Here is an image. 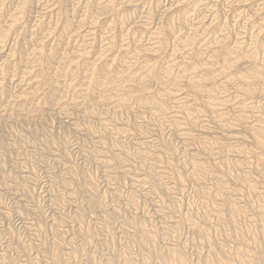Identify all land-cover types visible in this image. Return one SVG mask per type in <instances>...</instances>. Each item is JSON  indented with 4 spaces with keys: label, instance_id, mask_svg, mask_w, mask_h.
Wrapping results in <instances>:
<instances>
[{
    "label": "bare ground",
    "instance_id": "6f19581e",
    "mask_svg": "<svg viewBox=\"0 0 264 264\" xmlns=\"http://www.w3.org/2000/svg\"><path fill=\"white\" fill-rule=\"evenodd\" d=\"M14 1L18 3L16 12L14 13V15L10 17V19H8L9 21L7 20L8 21L6 22L7 24L0 27V116H1L2 110L3 111L5 110L4 114H6L7 112L10 115L13 114V117L15 116L14 112L23 111V113L26 112V115L28 114L29 117L32 115L33 116L32 118L37 119V116L40 117L42 114H44L46 109H47L46 111H49L48 109H52V110L59 109L58 111H60L61 114H64V113L68 114L69 111L72 110L75 113H79V114L81 113L80 115L83 114L84 115L83 117L87 116L85 118H88V116L90 118L93 115L99 116L100 117L99 124L101 126L105 125V126L112 127V129H114L115 133L118 135L122 133L124 134V133L133 132L132 135H134V137H138L136 138L137 141L135 145H137L136 147H138L139 150L143 151L141 152H142V155L144 156L143 159H145L144 162L147 159H152L156 162H159L160 164L161 163H164V165L165 163L166 165L168 164L167 166L173 171L172 179L174 180L175 182L174 184L176 185H183V186L185 185L184 175L181 172V170L176 169L177 167L175 166L176 164L174 165L173 163L174 161H169L167 159L169 158L172 160V157L175 156L174 154L177 149L176 150L172 149L170 147L171 145L169 146L168 144H166V142L165 144H161L162 145L161 148L156 147L155 145L152 144V142H148V141L144 142L143 138H144L145 133L148 130L146 131V127H142L139 124L138 125L130 124V122L128 121V123L126 122V124L125 123L123 124L125 127L120 128V129L116 128L113 125H109L110 123H107L108 118L105 120L104 117H101L103 114L111 113L112 109L110 111L109 107H113L115 108V110L119 109L125 112V115L129 110H132L134 107H137L138 111H140L141 113H146L150 115L152 117V120H154V122H157V123L160 122V124L168 123L169 125H171V127L173 126L175 128V131L180 132L183 136H185V138L186 136L190 137V139L194 141V142L192 141L193 145L196 144L199 147L197 148L198 153L203 152V155L204 156L206 155L209 158H211L212 155L214 156L215 153L213 152V150L215 151L217 150L219 152L223 150H226V151L228 150L233 153H236L238 157L237 159L236 158L232 159L230 157L232 155H230L229 156L230 158L228 157L227 159L226 158L224 160L222 159L221 162L218 161L219 164L217 163V161L215 162L214 160L216 159L215 157L214 159L212 158V160H214V162L217 165L214 167L218 168L217 169L218 174L215 175L216 178H218L216 180L223 182L222 180L223 179L225 180L227 177V179H230V181H233L229 183H232L234 186V188L232 187V191L234 194L236 193V195H238L240 193L239 195H241L244 199H247L249 194L246 195V192L244 191L243 188H248L251 190V192L256 191V190H259L260 192L262 190L260 192L261 196H258L259 199H261L262 204L259 207L254 208V212L256 211L258 212V216L254 215L255 214L254 213L253 215L256 216L257 218L252 219L254 220L252 222L253 227L249 228V226H247V229L248 228L252 229L251 232L253 233L251 234L249 230H246L244 232V234L246 235H249L247 233L250 232V234L253 236L252 237L249 236L250 238L246 240L247 237L245 239V238H242L243 236L241 235L242 237L241 236L239 237V239L241 238L240 239L241 246H238V247L235 246L234 249L232 247H231L232 249H229L227 246L226 248L227 251H226L225 246H222L220 244L221 247H223L225 251L227 252L225 254L224 252L219 251L221 247L219 248V250L216 249L217 252H215L216 250L214 251L213 249L215 247L218 248V246L214 244L216 246L213 247V249L212 247L210 248L212 250L209 251V254H208L209 256L207 260L205 261L202 259L200 260V257H199L200 261L199 260L195 261L192 258L191 254L190 253L188 254L186 252L185 247H183L184 245L182 246L177 245L174 248H168V247L160 248L158 246V241L160 240L157 239L158 237L157 236L158 234L156 233L157 231L156 232L153 231V229L151 228V226L148 224L147 221H143L142 219L141 221L140 219L139 221L135 220L133 221L134 227H135V224L136 225L138 224V227L140 225L142 230L143 229L145 230L146 233H143L144 236L143 234L140 233L143 237V240L145 239V241L143 242H147V244L145 245L144 243L143 246L145 245L144 247L148 249V252H151L153 254L154 253L158 254V257H159L158 259H160L159 260L160 263L158 262V264H203L201 263L202 261L206 262V264H264V56H263L264 55V43H263V39H264V0H261L262 2L260 1V3L258 2L259 0H239L240 1L239 4H237V2L235 4L233 3L236 7L232 5V8L234 9L237 8L238 6L240 7L242 4V5H245L244 7H248L250 8V10L251 9L253 10V11L251 10L253 12L252 13L253 15L251 14L252 16L247 14V16L250 19V23H252L251 25H253L252 28L253 30H255V35H254L255 38L253 37L254 38L253 40L250 39L251 41L254 42V44L253 43L250 44V42H248L250 45L244 42L245 39L242 41L237 40L236 42H234L231 39L232 35L228 31L231 32V29L235 25L234 24L235 22H229V21L225 22L224 21L226 23V25L224 26V29L223 30L218 29L219 28L218 24L220 23L219 21H220V16H221L218 13L217 14L215 13L212 21L204 22V19L202 18L201 20L198 19L197 21L195 20L196 21L195 23H192V19L190 20L191 15L188 16V14L190 12L196 13L195 11L198 9V7L204 4L205 0H178L175 3L177 6L175 4H174L175 7H173L174 5H171V6L169 5L170 7L167 6L165 8L166 12L170 13L172 10L171 8H176V7H177L176 8L177 11L174 12V9H173L174 13L169 14V16H167L165 20L161 21V23L158 24V26H156L157 28L152 27V24H153L152 14L149 17H147L148 20L146 22L137 21V18L139 19V16H137V13H136L138 9V8L136 9V6L137 4L139 5L141 0H100L102 1V2L98 1L100 2L99 4L100 10L97 9L98 12L101 11L100 14L94 11L95 10L94 6L96 5V1L95 2L92 0L85 1V4L82 7L84 10V13L86 15L87 14L91 15L94 12L96 13V16L94 17L95 19L93 18L94 20L92 19V17L91 18L88 17L92 19L93 21H95L93 24L97 25V22L101 20L99 16L108 15L109 16V17L107 16L109 19L108 27H106L108 29L106 30H108L109 32L106 31V33L108 32V33H111L112 35V32H114L115 34L117 32L118 27H121L123 30H125V32L127 31L124 37V40L122 41L123 43L119 44L120 45L119 49H117V44L115 43L116 41L115 35L114 37L108 38L109 43L107 42L105 43V45H102V47L97 48V46L95 45V40H96L95 33L93 31L91 30L85 31L83 34L80 30L81 29L80 26H79V29L74 30L73 26L75 25H73L72 20L75 21L74 17L76 16L75 12L77 11L74 12V11L68 10L65 7V4L61 0H57L58 6L56 9H54L52 12L49 11L51 12L50 21L46 22L43 19L39 18V20L36 21V24L34 26L32 24L33 26L32 28L24 24V17L26 15L28 7L31 4V0H14ZM161 4H162L161 0H153L152 5L151 4L150 5L151 7L159 8L161 7ZM74 5H73V8H74ZM131 7H133L132 10L129 9ZM244 7H240V8L244 9ZM96 8H98V6H96ZM41 17L43 18V16ZM143 17L144 16H142L141 18ZM83 20L84 19H82V21ZM103 20H106V19H103ZM82 21L80 24H82ZM132 29H135V32L132 31ZM78 30H80V32H78ZM21 32L25 33L24 35H30L31 36L30 39L32 38V40H30L31 44L33 43V49L31 48L32 51L30 53L25 52V54H22V55H20L19 52L16 51L18 47H16L17 45L14 43L17 41V38L16 40H14L15 42L12 43L11 45V42L13 41L12 36L13 35L15 36L16 34H18V37H19L21 36L20 34ZM244 32L245 31H243V33ZM71 34H75V36H77L78 34V36L83 39V40H80V39L79 40L83 42L77 41V43H83L84 45L73 44V43H76L75 42L76 40H74V37H73L74 35L71 36ZM36 35H40V37L37 38ZM206 35H208V37L210 36V38L208 39V37H206L208 39L207 40L208 42L204 41L206 43H203L202 42L203 37H205ZM53 36L57 37V39H59L60 42L63 39L64 40L66 39L67 44H70L71 46V47L69 46L70 48L68 49L69 51L65 48L68 52L66 53L64 52L65 54L63 53L64 55H61L63 56L62 58L61 57L59 58V50L56 49L57 46L55 48L54 46H51L52 48H50L48 45L49 43L47 42V40H49L50 37H53ZM72 38L74 41V42L72 41L73 43L70 42ZM27 41L28 43H30L29 39ZM27 41L26 40L24 41L26 45H27ZM147 41L150 43H148ZM171 41L172 42L174 41L176 45L173 44L174 46L171 47V49H169ZM137 42H140L139 46H137L138 44L136 45ZM23 45L25 46V44ZM133 45H134V48H133ZM18 50H21V49H18ZM17 52L20 55L19 57H17V54H16ZM20 67H22L21 73H19ZM10 73H11V76L12 75L14 76V78L15 77L16 78L20 77V78L17 79V83H15V89L13 91H10L9 89V92H8L7 91L8 89L6 90L2 86L6 84L7 79L9 80L8 77L10 76ZM9 81L11 82L10 85H12V81L11 80ZM16 89L19 91H17ZM8 99H11L10 103H6ZM5 106L6 108H4ZM8 113H7V116L9 115ZM69 116L71 115L69 114ZM69 116L67 115V117ZM2 117H3V114L0 118ZM71 117H74V115ZM109 119L112 120L111 118ZM112 122L114 121L112 120ZM92 124H95V123L92 122ZM94 128H96V126ZM103 131L96 132L97 135H95L97 136L99 140L98 144H100L101 147L105 149L107 152V153L102 152V155L100 154L101 155L100 157L103 158L101 159L102 164L104 163L106 165H109L110 159L111 161H113V159L114 161L116 160L117 164L118 163L122 164V159H120L119 157H118L119 159L117 158V156L119 155H116V154L113 155L112 150H115V147H124L126 145V141L125 140L118 141V138H117L116 140L109 142L108 140L110 139L106 137V134ZM90 132H93L92 128L90 129ZM224 140L226 141L233 140V142L234 140H237L238 145L236 144L235 146L234 145L232 146L233 143L228 144V143H225ZM61 146L59 145V148ZM62 152H65L63 153L62 156H65L66 159L68 158L71 160L70 151L62 150ZM97 154L99 153L97 152ZM107 154L108 155L111 154V156H106ZM191 157H195V160L193 159L195 163L190 158V160L194 164V168H193L194 171L197 173L199 172L198 174H203V172L202 173L200 172L207 165L204 166V163L200 161L201 157L199 158L198 154L193 155ZM104 159H107L108 161L107 160L104 161ZM227 166L234 169L233 171L235 173L234 174L227 173V171L225 170ZM182 167L184 166L182 165ZM71 169L73 171L74 168L71 167L70 170ZM191 172L194 173L193 170ZM228 172H230V170ZM197 173L195 174L196 176L198 175ZM88 174L86 172V175H83V176H86L85 177L86 181L88 180L87 181L88 189L92 190L91 192L93 191L96 192L98 187L96 188L95 184H97V182L96 183L94 182L93 180L94 178H92L93 177L92 175L87 176ZM222 175H225L223 179H222ZM248 179H250V181ZM226 181H229V180H226ZM138 182L141 184H145V183L147 184L148 183L147 177H139ZM217 182L215 183L216 185H217ZM171 189L172 188L167 187L166 190L171 191ZM158 191L156 190L155 193L156 192L159 193L161 190L159 192ZM216 192H217L216 196H218V190ZM203 193H206V192H203ZM179 195H182V194H179ZM97 197L98 195L95 198ZM249 199L250 198L248 197V200H247L248 202H250ZM160 200H161L159 201L160 203L164 201L162 197H160ZM234 204H237V203H234ZM231 207H232V212H231L232 214L233 212L235 214H238L239 212L240 214V209L237 205L232 204ZM252 207L250 208L251 213L253 211ZM177 212L179 211L177 210ZM248 215L246 216L247 218H248ZM234 216H239V215H234ZM240 216L242 217L241 214ZM246 217L244 216V220L246 219ZM182 220L183 219L181 218V220H177V221L181 222ZM184 221H187L188 223V220H184ZM180 222H179V226L177 223L178 228L180 227ZM128 223H130V220ZM190 223L192 222L190 221ZM245 223L248 224L249 222H245ZM130 224H131L130 227H133L132 221ZM249 225H251V223H249ZM242 230L244 231V229ZM200 232L202 233L199 236L202 237L203 241H201L202 242L201 244H203V247H204V244L206 243L208 245L215 243L214 236H213L214 234L212 233L211 229H208V230L205 229ZM219 232L221 233V231ZM220 233H219V238L222 237ZM222 233H223V236L225 237L224 232ZM49 235H47V237ZM113 237L114 235L112 236V239H114ZM211 239L213 243H211ZM235 239L233 241H235ZM138 240H139L138 242L141 241L140 239ZM161 240H164V239H161ZM106 241L108 240L106 239ZM216 243L218 244V241ZM201 244L200 246H202ZM20 247H22L21 244H20ZM24 247L27 251L29 250L28 248L29 246L28 247L24 246ZM54 250L48 251L47 253L49 254L48 256L50 257L53 264H68V262L65 263L66 262L64 258L65 256H63L62 253L60 255L59 253L56 252V250L55 251ZM29 252H31V249L29 250ZM69 253L70 254H67V255L71 258H74L73 252L72 253L69 252ZM122 253L123 252H121V254ZM121 254L120 256H123ZM91 257H93L94 259V256H91ZM124 257L125 256H123V258ZM126 258H124V261L126 260ZM146 258L149 259L150 257H146ZM151 258H152V255H151ZM0 259L2 260V262L3 260H5L3 256H0ZM107 259L108 258H106L105 260ZM111 259L113 261L112 257ZM121 259H122L121 257H120V260L118 259L119 263ZM115 260L113 261L114 263H115ZM130 260L129 262L132 264L133 262L132 260L131 261ZM145 260H143V263L147 264L145 263L147 262V260L146 261ZM98 262L99 261H96L94 264H114L111 262L110 259L105 261V263H103L102 261L100 263ZM125 264H128V263H125Z\"/></svg>",
    "mask_w": 264,
    "mask_h": 264
},
{
    "label": "rangeland",
    "instance_id": "374dc122",
    "mask_svg": "<svg viewBox=\"0 0 264 264\" xmlns=\"http://www.w3.org/2000/svg\"><path fill=\"white\" fill-rule=\"evenodd\" d=\"M55 1L57 2V4ZM61 1L65 4V7L68 10H71L74 12L77 11V12H75V15H76L74 17L75 21L72 20L73 25H75V26H73L74 30L79 29V26H80V28H81L80 30L83 34L85 31H89V30L93 31L95 33V39H96L95 45L97 46V48H100V47H102V45H105V43H107L109 41L108 38L114 37V35H115L116 41L115 40L114 41L117 44V49H119V46H120L119 44L123 43L122 41L124 40V37H125L127 31L125 32V30H123L121 27H118L117 32L115 31L117 34L116 33L114 34V32H112V35H111V33H108L109 31L106 30V29H108V28H106V27H108V20H109L108 15H106V16L105 15H101V16L97 15V16H99V18H101V20H99L97 22V25L93 24L95 22V21H93L95 19L94 17L96 16V13L94 11H96L99 14L101 13V11L98 12V10H100L99 4L102 1L92 0L94 2L96 1V5L94 6L95 10L93 11L95 14L92 13L93 15L92 14L86 15L84 13V10L82 7L85 4V1H87V0H61ZM98 1H100V2H98ZM161 1H162L161 7L154 8V7H151L153 0H141L139 5L137 4V6H136V9L138 8L136 13H137V16H139V19L137 18V21L146 22L148 20L147 17H149L152 14L153 15L152 27L157 28L156 26H158V24H160L161 21L165 20L167 18V16H169V14L177 11V9H176L177 7L171 8L172 9L171 12L168 13L165 11V8L169 5L170 6L174 5L178 0H171V1L170 0H161ZM260 1L261 0H259L258 2L260 3ZM73 2L75 3V5ZM236 2H237V4L240 3L239 0L238 1L237 0H220V2H219V0H205L204 1L205 5L203 4L202 6L198 7V9L195 11L196 13L190 12L191 14L189 13L188 16L191 15L190 20L192 19V23H195L198 19L201 20L202 18L204 19V22L205 21L209 22V21H212L215 13L216 14L218 13L219 15H221L220 21H219L221 24L220 23L218 24V26H219L218 29L223 30L224 26L226 25L225 22H228V21L229 22H235L234 23L235 25L232 27L231 32L228 31L232 35L231 39L234 42H236L237 40L242 41L245 39L244 42H246L247 44H249L248 42H250V44H252V43L254 44V42L251 40H253L255 38V36H254L255 30H253V28H252L253 25H251L252 23H250V19L247 16V14L252 16L253 10L251 9L252 10L251 11L250 8L244 7L245 5H242V4L240 7H244V9H241L239 6L235 9L232 8V5H234ZM71 3H73V4H71ZM76 3H78V4H76ZM73 5H74V8H73ZM175 5L173 7H175ZM54 6H55V8H54ZM57 6H58L57 0H49V1L48 0H31V4L28 7L26 15L24 17V24L27 25L28 27L32 28L36 24V21L39 20V18L43 19L46 22L50 21L51 20V18H50L51 12L54 9H56ZM96 6H98V8H96ZM17 7H18V3L14 0H0V27L7 24L6 22H8L9 21L8 19H10V17L12 15H14ZM152 8H154V9H152ZM129 9L132 10L133 7L129 8ZM173 9H174V12H173ZM49 11H51V12H49ZM81 11H83V12H81ZM243 11L245 12V14ZM193 14H194V16H193ZM41 16H43V18ZM142 16H144V17L141 18ZM88 17H90V18L92 17V19L93 18L94 19L92 20ZM80 18H81V20H80ZM82 19H84V20L82 21ZM103 19H106V20H103ZM81 21H82V24H80ZM32 24H33V26H32ZM82 28H84V29H82ZM123 28H125V27H123ZM238 29H239V31H238ZM248 29H250V30H248ZM80 30H78V32H80ZM106 31H108V32L106 33ZM132 31L135 32V29H132ZM243 31H245V32L243 33ZM246 32H247V34H246ZM82 33H80V34H82ZM248 33H250V34H248ZM20 34H21V36H19V37H18V34H16L15 36L14 35L12 36L13 41L11 42V45H12V43L15 42L14 40H16V38H17V41L14 43L17 45L16 47H18L16 49V51H18L20 55L25 54V52L30 53L33 49V43L31 44V41H30V40H32V38L30 39L31 36L30 35H24L25 33H22V32ZM72 35H74L73 37H74V40H76L75 41L76 43H73L74 42L73 38L70 40V42L73 41L72 42L73 44L84 45L83 43H77V41L83 42V41H80L83 39L81 37H79L78 34H77L78 37L75 36V34H71V36ZM104 36H105V38H104ZM36 37L39 38L40 35H36ZM144 37H146V36H144ZM206 37H208V35L203 37V41H202L203 43H206L204 41H207L210 38V36L208 37V39ZM236 38H238V39H236ZM28 39H29L30 43H28V41H27ZM25 40L27 41V45L24 42ZM47 42L49 43V44L48 43L47 44L49 45L50 48H52L51 46H54V48L57 46L56 49L59 50V58L60 57L62 58L63 56H61V55H64L66 52L69 51L68 49H70L69 48L70 44H67L66 39L65 40L63 39L60 42L59 39H57V37L53 36V37H50V39L47 40ZM148 43H150V42H148ZM171 43H170L169 49H171V47L176 45L174 41L173 42L171 41ZM263 43H264V39H263ZM23 44H25V46ZM65 45H66V47H65ZM136 45L139 46L140 42H137ZM133 48H134V45H133ZM18 49H21V50H18ZM63 49H64V51H63ZM20 51H22V52H20ZM18 52L16 53L17 57L20 56L18 54ZM21 68L22 67H20L19 73L22 72ZM8 78H9V80L12 81V85H10L11 82L7 79L6 84H7V86L10 85L9 86L10 88L7 87L6 84L3 85L2 87H4L6 90L8 89L7 91L9 92V89H10V91H13L15 89V83H17V79H19L20 77L14 78V76L13 75L11 76V73H10V76ZM11 88H12V90H11ZM17 91H19V90H17ZM10 100L11 99H8L9 102L7 101L6 103H10ZM6 103H5V105H6ZM4 108H6V106ZM109 109H110V111L112 109L111 113L103 114L101 116V117H104L105 120L108 118L107 123H110L109 125H113L116 128L120 129V128L125 127L123 124L124 123L126 124V122L128 123V121L130 122V124H134V125L139 124L142 127H146V131L148 130L144 135V138H143L144 142L145 141L146 142L147 141L152 142L153 145H155L156 147H159V148H161V146H162L161 144H165V142H166V144H168L169 146L171 145L170 147L172 149H174V150L177 149L175 151V154H174L175 156L172 157V160L169 158L167 159L166 157L165 158L169 161H174L173 163H174V165L176 164L175 165L177 167L176 169L181 170V172L183 173L184 178H185V185L183 186V185L174 184L175 182L172 179V172L173 171H172V169H170L167 166L168 164L167 165H166V163H165V165H164V163L160 164L159 162H156L152 159H147L144 162L145 159H143L144 156L142 155L143 151L139 150L138 147H136L137 145H135V143L137 141L136 138H138V137H134V135H132L133 132L132 133H124V134L122 133V134L118 135L115 133V131H114V129H112V127L105 126V125L101 126L99 124V121H100L99 116L93 115L95 118L93 116H91L90 118H89V116H88V118H85L87 116L83 117L84 116L83 114L80 115L81 113L80 114L75 113L72 110H70L68 114L67 113L61 114L60 111H58L59 109H55V110L48 109L49 111H46L47 110L46 109L45 110L46 114L44 113L40 117L37 116V119L32 118L33 117L32 115L29 117V115L27 114L28 115L27 116L26 112H24L25 113L24 114L23 111L14 112V114H15V116H14L15 118H14L13 114L10 115L7 112L10 115V116L9 115L7 116L6 112H5L6 114H4L5 110L4 111L2 110L1 116L3 114V117L0 118V224H1L0 225V256H3L5 258V260H3V262H2V260L0 259V264H53L50 257L48 256L49 254H47V253H48V251H51L54 249L60 255L62 253V255L65 256L64 257L66 260L65 263L68 262V264H92V263L94 264L96 261H99L98 263H100L101 261L103 263H105V261H107L108 259H110L112 263H114L113 261L116 259L114 264H116V263L118 264L120 257L122 259H121L119 264H122L123 262H124L123 264H125V263L131 264L129 262L130 259L133 262L132 264H144L143 260H145V259L147 260V262H145L147 264H149V263L150 264H158V262L160 263V261H159L160 259H158L159 258L158 254H156V253L153 254L151 252H148V249L146 247H144L147 244V242H143V241H145V239L143 240V237L141 234L146 233L145 230L144 229L142 230L140 225L138 227V224L137 225L135 224L136 229L134 227L133 221H135V220L139 221V219H140V221H141V219L143 221H147L148 224L153 229V231H155V232L157 231L156 232L158 234L157 239L160 240V241H158V246L160 248H163V247L164 248L165 247L174 248L177 245L178 246L184 245L183 247H185L186 252L188 254L190 253L192 258L195 261L199 260V257H200V260L201 259L204 261L207 260V258L209 256L208 255L209 251L212 250L213 247H215L216 245L218 246V248L215 247L213 249L214 251L216 249L219 250L221 245L225 246V249L227 248V246L229 249H232V248L234 249L235 246L236 247L241 246V242H240L241 238L239 239V237L241 235L243 236V237L241 236L242 238L246 239V237H247L246 240H248V238L253 236V235H251L253 233V232H251L252 229H249V228L253 227L252 222L254 220H252V219L257 218L256 216H258V212L256 210H255L256 212H254V208L255 207L257 208L262 204L261 199H259V197H258V196H261L260 192L262 190L260 192H259V190L251 192L250 189L243 188L244 191L246 192V195L249 194L248 197L250 198L249 199L250 202H248L247 201L248 197H247V199H244L241 195H239L240 193L238 195H236V193L235 194L233 193L232 187L234 188V186L232 183H229V182H233V181H230V179H227V177L224 180L223 177L225 175H222V179H223L222 181L223 182H221L219 180H216L218 178H216V176H215L216 174H218V172H217L218 168L214 167V166H217L215 162L216 161H217V163H218V161L221 162L222 159L223 160L225 158L227 159L230 155H232V156H230L232 159H234V158L237 159L238 157H237L236 153H233V152L228 151V150L227 151L229 153L226 150L220 151L221 152L220 153L217 150L216 151L213 150V152L215 154H214V156L212 155L213 157L211 156V158H209L206 155L204 156L203 152L202 153L199 152L200 154L198 153L197 148H199V147L196 144L193 145L194 141L191 140L190 137L186 136V138H185V136H183L180 132L175 131V128L173 126H172L173 127L172 128L171 125H169L168 123H161L160 124V122H158V123L154 122V120H152V117L150 115H148L146 113H141L140 111H138L137 107H134L132 110H129L126 113V115H125V112H123L119 109L115 110V108H113V107H109ZM50 110H52V111H50ZM48 113H50V114H48ZM69 114L71 116L74 115V117L69 116ZM17 115H19V116H17ZM67 115L69 117H67ZM34 117H36V116H34ZM144 117H146V118H144ZM109 118H111L116 124L114 122H112V120H110ZM92 122L95 124H92ZM95 126H96V128H94ZM91 128L93 129V132H90ZM104 128H106V129H104ZM98 129H100L101 131ZM102 131L106 134V137L108 139H110V140H108L109 142H112L113 140H116L117 138H118V141H122V140L126 141L127 146L125 145L124 147H115V150H112L113 155H115V154L119 155V156H117V158L119 157L120 159H122V164L120 163L121 165L119 163L117 164L116 160L114 161V159H113V161H111L110 158H109L110 159L109 165H106L104 163L102 164L101 159H103V158L100 156L102 155V152L103 153H107V152L105 149H103L101 147L100 144H98L99 140H98L97 136H95V135H97L96 132H102ZM148 136L151 138H149ZM190 141L191 142L193 141V142L191 143ZM224 142L228 143V144L233 143L232 146L233 145L235 146L236 144L238 145L237 140H234V142H233V140H231V141L224 140ZM51 145H53V146H51ZM59 145L60 146L62 145V146L59 148ZM45 147H46V149H45ZM62 150L63 151L66 150V151L71 152V154H70L71 160L68 158L66 159L65 156H62L63 153H65V152H62ZM42 151H43V153H42ZM97 152L99 154H97ZM108 154L106 156H111V154L110 155H108ZM196 154H198L199 158L201 157L200 161L204 163V166L207 165L206 167L203 166L204 171L202 170L200 172V173L203 172V174H198L199 172L197 173L193 169L194 164L192 163L191 160H193V159L195 160V157H191V156L196 155ZM187 156H189V157H187ZM87 157H89V158H87ZM214 157L216 159H214ZM219 157H221V158H219ZM190 158H191V160H190ZM212 158L215 160V162H214V160H212ZM124 159H125V161H124ZM209 159H211L212 161ZM105 160H107V159H104V161ZM164 162H165V160H164ZM213 162L215 165L213 164ZM177 163H179V164H177ZM194 163H195V161H194ZM27 164H28V166H27ZM182 165L185 168L182 167ZM71 167L74 168L73 169L74 172L72 171V169L70 170ZM23 169H24V171H23ZM192 170L194 173L191 172ZM225 170L227 171V173H230V174L235 173L233 171L234 169H232L228 166L226 167ZM229 170H230V172H228ZM86 172H87V174L89 173L87 176L92 175L93 176L92 178H94L93 179L94 182L95 183L97 182V184H95L96 188L98 187V189H97L98 192L96 190L97 193L95 191L91 192L92 190L88 189V183H87L88 180L86 181V178H85L86 176H83V175H86ZM209 172H211V173H209ZM196 173L198 174L197 176L195 175ZM204 174H206V175H204ZM219 175H220V173H219ZM139 177H147L148 183L147 184L146 183L145 184L139 183L138 182ZM226 180H229V181H226ZM248 180L250 181V179H248ZM212 181H213V183H212ZM217 181H219L220 183ZM216 182H217V185L215 184ZM227 183H228V185H227ZM140 185L143 187H141ZM83 186H85V187H83ZM167 187L172 188L171 191H167L166 190ZM5 188H7V189H5ZM154 190L155 191L161 190V191L160 192L158 191L159 193L156 192L157 193V195H156ZM217 190H218V196H216ZM248 190L250 193L248 192ZM203 192H206V193H203ZM211 192H212V194H211ZM93 193L95 196L93 195ZM136 193H138V194H136ZM252 193H254V194H252ZM179 194H182V195H179ZM97 195H98V197L95 198ZM157 196H159V197H157ZM130 197H131V199H130ZM160 197H162V199L164 200L163 202H161L162 204L159 202V201H161ZM255 201H256V203H255ZM61 202H62V204H61ZM233 202L237 203V204H234ZM171 204H172V206H171ZM232 204L237 205L239 207L240 214L242 215V217L240 216L239 212H238V214H235L234 212H233V214L231 213L232 212V207H231ZM252 204H254V205H252ZM251 205L254 207H252ZM251 207L253 208L252 213L250 212ZM177 210L179 212H177ZM245 213L247 215L249 214L248 218H250L251 220L246 217L247 215ZM217 214H218V216H217ZM253 214L256 216H254ZM234 215H239V216H234ZM244 216L246 217L247 220L246 219L244 220ZM79 217H80V219H79ZM180 217L183 219L182 221L184 224L182 223V221L181 222L177 221V220H181ZM57 218H59V219H57ZM129 220H130V223L132 221V226L134 228L130 227L131 224L128 223ZM184 220H188V223H187V221H184ZM248 220H250L251 222ZM190 221L192 223H190ZM179 222H180V227L178 228ZM245 222H249V223H251V225H249V223L247 224ZM177 223H178V226H177ZM193 225H194V227H193ZM110 226H112V227H110ZM247 226H249L248 229H247ZM139 228H141V229H139ZM176 228H178V229H176ZM205 229H207V230L211 229L212 233L214 234L213 236H214V240H215L214 242L215 243H213V241L211 239V243H213V244H210V245H212V246H210L206 243L207 245L204 244V247H203V244H201L202 243L201 241H203V240H202V237L199 236L202 234L200 231H203ZM242 229H244V231ZM246 230H249L251 232V234H250V232L247 233L249 235L244 234V232ZM198 231L200 232V234ZM219 231H221V233ZM183 232H184V234H183ZM222 232H224L225 237L223 236ZM111 233H113V234H111ZM219 233L222 236L220 238H219ZM237 233L239 234V236ZM110 234L112 236L114 235L113 238L115 240L112 239V236ZM47 235H49V236L47 237ZM137 236H138V238H137ZM143 236H144V234H143ZM229 237H230V239H229ZM231 237H233V238H231ZM236 237H238V238H236ZM199 238H201V239H199ZM106 239L108 241H106ZM138 239H140L141 241L138 242L139 241ZM161 239H164V240H161ZM234 239H235V241H233ZM216 240L218 241V244L216 243L217 242ZM144 243H145V245L143 246ZM20 244L22 245L23 248L20 247ZM168 244H170V245H168ZM200 244L202 246H200ZM214 244H216V245H214ZM238 244H240V245H238ZM23 245L26 247L29 246L28 248H29V250L31 249V252H29V250L27 251ZM202 247H203V249H202ZM211 247H212V249H210ZM143 248H145V249H143ZM72 249H74V250H72ZM223 249L224 248L221 247V249L219 251L224 252L226 254L227 249H226V251H225V249L223 251ZM219 251H218V253H219ZM69 252H71V253L73 252L74 258H71L67 255V254H70ZM121 252H123V253L121 254ZM215 252H217V250ZM27 253L28 254L30 253L31 255L30 254L28 255ZM199 253H201V254H199ZM74 254H76V255H74ZM120 254L125 256L124 258L127 257L125 260L126 262L124 261L123 256H120ZM151 255H152V258H151ZM91 256H94V259ZM111 257L113 258V261H112ZM146 257H150V258L148 259ZM106 258H108V259L105 260ZM92 260H94L95 262ZM69 261H70V263H69ZM204 261H202L201 263L206 264V262H204Z\"/></svg>",
    "mask_w": 264,
    "mask_h": 264
}]
</instances>
